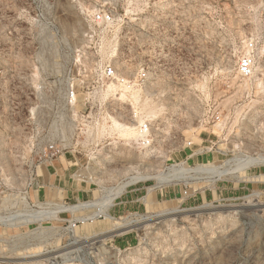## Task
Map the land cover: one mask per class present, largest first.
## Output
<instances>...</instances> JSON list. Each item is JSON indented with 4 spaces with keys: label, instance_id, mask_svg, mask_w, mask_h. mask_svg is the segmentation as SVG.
Returning <instances> with one entry per match:
<instances>
[{
    "label": "rangeland",
    "instance_id": "rangeland-1",
    "mask_svg": "<svg viewBox=\"0 0 264 264\" xmlns=\"http://www.w3.org/2000/svg\"><path fill=\"white\" fill-rule=\"evenodd\" d=\"M94 7L115 17L90 48ZM108 58L149 77L137 99L116 90L92 117L107 127L143 117L146 156L110 128L93 138L82 95L66 99L75 63ZM52 98L54 109L37 106ZM53 120L54 137L95 153L38 154L31 134ZM259 154L264 0H0V264H264Z\"/></svg>",
    "mask_w": 264,
    "mask_h": 264
},
{
    "label": "built area",
    "instance_id": "built-area-1",
    "mask_svg": "<svg viewBox=\"0 0 264 264\" xmlns=\"http://www.w3.org/2000/svg\"><path fill=\"white\" fill-rule=\"evenodd\" d=\"M90 19H89V28L84 34V40L90 48L97 45V39L101 31L106 28L111 27L114 24L115 10L114 7H94L89 10ZM84 56H79V61L85 59ZM113 59H97L95 63L91 65V68L85 63H75L76 70L68 71L69 75V86L65 91L66 99L69 102L70 107H75L78 103L79 95H82L84 100V107L87 112L82 114L84 120H87L90 124L96 122V118L92 117V114L104 108L105 106V96H110L113 94L109 90L111 86L117 87V90L122 89H133L135 87L145 84L149 77L148 68L141 65L137 70L132 71L129 74H125L116 68ZM254 56L251 54L244 55L239 62V73L244 77L252 75L254 68ZM38 107L44 109H54V98L49 100L48 104L37 105ZM93 119V120H92ZM99 120V118H98ZM97 124V125H96ZM99 121L94 123L93 127L89 124V131L91 136L94 138L95 133L97 132V126ZM139 133L138 143L142 147H150L152 144V134L149 127V123L145 121L137 127ZM74 136H78L82 133L81 128H76L74 131ZM89 132V133H90ZM93 134V135H92ZM91 136H88L91 138ZM35 134H31V139L34 148L40 153V149L44 146L43 155L46 160H54L55 157H58L65 153L66 150L71 149L75 154H81L86 156H91L95 153L93 143L87 149L80 147L73 140H68L69 138L61 133L57 132V135L54 137V120L50 123L47 132L44 136L40 137Z\"/></svg>",
    "mask_w": 264,
    "mask_h": 264
},
{
    "label": "bare ground",
    "instance_id": "bare-ground-1",
    "mask_svg": "<svg viewBox=\"0 0 264 264\" xmlns=\"http://www.w3.org/2000/svg\"><path fill=\"white\" fill-rule=\"evenodd\" d=\"M247 43L245 42L244 43V45L242 46V47H244L245 46V50H247L248 51V48H247V45H246ZM250 50V49H249ZM118 67V66H117ZM248 78V77H247ZM246 79V78H245ZM247 81H248V79H247ZM244 82H246L245 80H244ZM247 83V82H246ZM259 87V86H258ZM109 90L110 91H112V92H114V91H116L117 90V87H113V86H111L110 88H109ZM125 91H131V94H132V98H134V99H137L138 98V90H133V89H130V90H127V89H124ZM127 96V94L126 93H124V92H121V97L122 98H124V97H126ZM154 113V111L152 112V114ZM108 121H109V119H108ZM111 125L110 126H106V124L104 123V124H99L98 126H97V132L98 133H100V134H102L103 133V131L104 130H108V128H110L109 130H111V131H117L119 134H120V136H122V137H124V139L125 140H127L126 142H130V140L132 139V140H134L137 144H138V146H140V144L138 143V140H139V133H138V130H137V127L134 125H132V124H130V125H127L126 123H122V122H120V121H118L117 119H115L114 117H112L111 118ZM139 122L142 124V123H144L143 122V117H140V120H139ZM94 127V126H93ZM88 128V127H87ZM89 130V129H88ZM106 130V131H107ZM96 132V133H97ZM102 132V133H101ZM95 133V134H96ZM97 133V134H98ZM95 135V136H98V135ZM99 134V135H100ZM152 150H153V147H145L142 151H141V155H143V156H146V155H148L150 152H152ZM130 151V150H129ZM121 152V151H120ZM262 158H264V154H259V155H257V157H253L252 158V161L254 162V163H259L258 161L260 160V159H262ZM132 182H134V181H130V182H128L125 186H124V190H125V188L127 187V186H129ZM122 190V189H121ZM123 190V191H124ZM77 206V205H76ZM107 215H109V214H107ZM110 216V215H109ZM111 217V216H110ZM130 224V223H129Z\"/></svg>",
    "mask_w": 264,
    "mask_h": 264
},
{
    "label": "crops",
    "instance_id": "crops-1",
    "mask_svg": "<svg viewBox=\"0 0 264 264\" xmlns=\"http://www.w3.org/2000/svg\"><path fill=\"white\" fill-rule=\"evenodd\" d=\"M65 159H66V157H65ZM67 162H68V160H67ZM58 163H59L60 167L66 168V167H64V166H66L65 160L62 157L58 159Z\"/></svg>",
    "mask_w": 264,
    "mask_h": 264
}]
</instances>
